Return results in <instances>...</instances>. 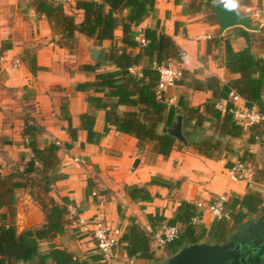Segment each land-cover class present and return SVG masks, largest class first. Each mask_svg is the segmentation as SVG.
<instances>
[{"label":"crops","instance_id":"1","mask_svg":"<svg viewBox=\"0 0 264 264\" xmlns=\"http://www.w3.org/2000/svg\"><path fill=\"white\" fill-rule=\"evenodd\" d=\"M34 1L0 0V165L4 177L12 176L16 170L23 171L33 156L28 137H25L27 126L35 125L38 129L40 147L52 142L61 145L58 157L62 172L68 178L56 183L52 196L58 203H62L63 198L70 199L73 205L69 208L76 210L78 219L64 235L55 239V246L82 260L92 261V256L99 251L82 222L104 215L124 232L127 222L119 217L118 205L126 210L127 216L135 217L152 233L147 215L172 218L183 201L209 203L222 195L228 199L233 196L242 198L251 191L264 197V185L253 182L252 165H247L250 173L241 179H234L230 174L228 164L238 162L246 138L232 143V150L225 152L220 159L205 158L194 146L175 150L164 158L153 152V145L147 144L140 149L137 139L119 133L113 127L99 145L88 144L87 132L81 129L80 116L92 111L87 99L96 94L94 90L78 91L76 86L95 81V73L82 69L86 64L94 65L90 49H103L101 59L111 43L105 41L98 46L94 39L79 34L76 50L58 46L53 41L54 33L47 17L37 13ZM49 1L62 4L65 13L75 16L78 24L84 21V12L77 9L79 0ZM189 2L185 0L183 5H176L175 0H156V12L140 27L143 30L156 28L159 33L170 36L187 54L184 78L175 89L165 94V98L173 100V105H178L183 98L187 104L200 107L213 99V93L195 91L189 83L195 79L204 81L216 77L222 85H227L239 79L240 74H233L225 67L226 42L229 41L235 51H241L248 47V40L242 37L244 28L235 27L222 33L219 25L210 22L207 15H188L186 6ZM223 2L252 9L254 13L264 10V0ZM250 33L252 53L264 59V25L260 32ZM122 36V30H117L119 45ZM115 69L110 63L102 64V71ZM223 101L227 100L219 103ZM105 115L104 111L96 113L95 131L103 132ZM69 119L78 129L76 142H72L68 132ZM205 124L208 129L204 134H210L211 120ZM184 129L194 145L200 143L202 134L194 132L192 121L184 120ZM250 150L257 154L258 160L262 158L259 143ZM153 178L163 179L172 187L148 186ZM125 186H147L152 198L146 202H133L126 195ZM88 192H93L96 198ZM17 198L18 214L24 217L21 230L41 225L43 213L29 192L22 189ZM214 221L211 214L200 212V224L210 228ZM163 229L158 228L153 237L158 238ZM118 255L122 259L126 257L122 246L118 248Z\"/></svg>","mask_w":264,"mask_h":264},{"label":"trees","instance_id":"2","mask_svg":"<svg viewBox=\"0 0 264 264\" xmlns=\"http://www.w3.org/2000/svg\"><path fill=\"white\" fill-rule=\"evenodd\" d=\"M225 0H190L186 12L190 16L207 15L210 22L218 25L212 4ZM185 0H175L176 5H183ZM37 13L45 15L54 33V42L70 51L78 46V35L94 39L96 45L109 41L111 46L95 65L82 66L83 71L95 73L92 83L78 84V91L94 90L96 95L88 97L87 102L92 109L80 116L81 129L87 132V143L99 145L109 134L111 127L119 133L138 140V147L143 149L147 144L153 145V152L168 158L173 151L181 150L184 145L166 134L177 115L194 123V132L202 134V140L194 145L184 129L189 146L199 155L209 159H220L225 152L232 150V143L244 142L238 161L252 165L253 182L264 185V123H258L246 129L236 119L228 103L227 111L218 109L222 100H228L232 91L239 94L246 107H257L264 116V59L252 53L250 32L242 30V37L248 40V47L235 51L229 41L226 42L225 67L240 78L227 85H222L216 77L204 81L193 80L189 87L195 91H211L213 99L200 107H193L180 98L174 106L166 101L165 96L157 92L159 71L157 67L167 60L176 58L181 51L170 36L159 33L155 29H146L144 34L149 41L142 47L135 41V28L156 12V0H79L77 9L84 12V21L77 23L75 16L65 13L64 6L49 0H36L33 3ZM121 29L123 36L121 45L116 41V31ZM115 66L113 71H102V64ZM97 94H100L97 95ZM105 112L103 132L95 131L96 113ZM210 119V134H204L205 123ZM35 125L27 126L25 137L32 158L26 163L23 171L9 177L1 174L0 165V264H85L89 261L76 257L73 253L53 244L56 238L64 235L75 218L70 219V208L73 202L63 198L58 203L51 195L56 183L68 178L62 172L58 153L61 145L52 142L40 147ZM68 132L72 142L78 141V129L69 119ZM262 146V158L250 148L256 144ZM70 145H66L68 147ZM82 146H84L82 144ZM230 168L234 164H228ZM22 180V181H19ZM171 188L172 185L160 178H153L148 186ZM29 190V195L44 214L45 222L39 226L27 228L19 232L16 223L17 193ZM126 195L133 202H146L152 198L148 187L125 186ZM105 191H102V194ZM96 198L93 192L88 195ZM264 208V197L261 193L251 191L244 197L228 199L227 210L230 219L214 221L210 228L194 219L199 216L197 204L183 201L172 218L164 215H147L152 229L149 233L133 216H127L126 210L118 205V214L127 226L120 239V246L126 251V257L141 262L159 264L152 248L153 233L161 227H178V237L167 242L163 248L165 258H170L189 245L202 242L226 244L233 240L237 231L248 217H255ZM5 210V212H3ZM42 244L48 245L44 251ZM93 262L101 261V254L92 256ZM92 261H90L92 263Z\"/></svg>","mask_w":264,"mask_h":264},{"label":"built area","instance_id":"3","mask_svg":"<svg viewBox=\"0 0 264 264\" xmlns=\"http://www.w3.org/2000/svg\"><path fill=\"white\" fill-rule=\"evenodd\" d=\"M257 20L262 21L264 25V10H260L254 13ZM264 38V34H263ZM135 41L142 47H147L149 41L146 39L144 30L138 26L135 28ZM187 58V54L181 50L176 58L167 60L163 65L157 67L159 71V81L157 85V92L160 96H165L167 92L175 89L184 78V65ZM166 101L173 105V100ZM231 103L233 105L230 110L235 116V119L245 128L250 129L254 125L263 122L264 116L260 114L258 108L255 106L252 109L246 107L243 98L232 91L227 101H223L218 104V109L222 112L227 111V105ZM177 106V105H174ZM59 144V143H58ZM250 170L245 163L240 161L230 169V174L234 179H241L245 177ZM228 197L225 195L219 196L209 203L200 202L197 204L199 216L194 219V224L200 223V212L211 214L215 221H221L230 219V213L227 210ZM76 210L70 209V219L75 218ZM80 221V220H79ZM73 222L77 223L76 220ZM82 222V221H80ZM87 226V232L91 234V237L96 242L97 249L102 258L99 264H140L137 259H129L127 257L120 258L118 255V248L120 246V239L123 235V231L113 226L104 215H98L87 222H82ZM178 227H164L163 232L157 238V243L161 248H164L165 244L178 237ZM85 264H94L87 262Z\"/></svg>","mask_w":264,"mask_h":264},{"label":"water","instance_id":"4","mask_svg":"<svg viewBox=\"0 0 264 264\" xmlns=\"http://www.w3.org/2000/svg\"><path fill=\"white\" fill-rule=\"evenodd\" d=\"M212 9L222 33L235 27H241L250 32L262 30V21L255 18L252 9L241 8L223 1L214 2ZM102 52L101 48L90 49V58L94 65L99 61ZM165 132L184 147L189 146L184 135L182 115H177L173 125ZM251 218L242 224L232 241L226 244L202 242L189 245L159 264H264V215L259 214ZM18 230L22 232L25 229L18 228ZM246 236L248 239L244 240Z\"/></svg>","mask_w":264,"mask_h":264},{"label":"rangeland","instance_id":"5","mask_svg":"<svg viewBox=\"0 0 264 264\" xmlns=\"http://www.w3.org/2000/svg\"><path fill=\"white\" fill-rule=\"evenodd\" d=\"M99 62V61H98ZM189 126V125H188ZM205 130L203 131V132H206L207 131V129H208V125H206L205 124ZM210 133V132H209ZM25 167V166H24ZM24 167H23V169H24ZM253 171H254V169H253ZM253 171H251V172H253ZM17 172H21V170H16V173ZM16 173H15V175H16ZM14 175V174H13ZM28 192H29V190H27ZM18 192H20V190L18 191ZM52 195V194H51ZM16 223H17V226H18V228L19 229H21L20 227L24 224V217L22 216V215H19L18 214V210H17V207H16ZM163 231V230H162ZM72 232H73V230H72ZM42 248H43V250L44 251H47L48 250V245H43L42 246ZM152 248H153V252H154V254L158 257V258H160V259H162V261L160 262V263H162V262H164L167 258H165V256H164V253H163V249L158 245V243H157V238L156 237H152ZM74 252H76V253H78L76 250H74ZM141 263H145V262H141Z\"/></svg>","mask_w":264,"mask_h":264},{"label":"flooded vegetation","instance_id":"6","mask_svg":"<svg viewBox=\"0 0 264 264\" xmlns=\"http://www.w3.org/2000/svg\"><path fill=\"white\" fill-rule=\"evenodd\" d=\"M260 215H264V208L261 210ZM247 239H248V237L246 236V237L244 238V240H247Z\"/></svg>","mask_w":264,"mask_h":264}]
</instances>
